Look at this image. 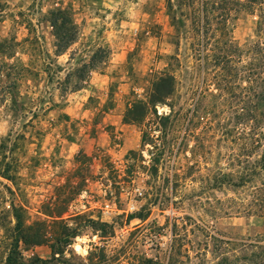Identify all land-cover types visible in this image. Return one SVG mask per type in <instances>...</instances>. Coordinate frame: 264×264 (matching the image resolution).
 I'll use <instances>...</instances> for the list:
<instances>
[{
  "label": "rangeland",
  "instance_id": "374dc122",
  "mask_svg": "<svg viewBox=\"0 0 264 264\" xmlns=\"http://www.w3.org/2000/svg\"><path fill=\"white\" fill-rule=\"evenodd\" d=\"M200 8L201 0H0V44L9 46L0 48V264L28 235L60 251L56 262L50 245L21 242L26 262L243 264L236 259L250 256L251 239L264 235L263 218L251 216L250 84L241 75L223 93L204 77L194 51ZM58 11L79 30L61 55L51 24ZM259 14L228 23L245 51L258 40ZM250 65L244 57L237 66L244 74ZM166 76L176 87L157 105L162 124L152 111L126 124ZM136 215L143 219L129 221ZM207 236L230 244L217 249Z\"/></svg>",
  "mask_w": 264,
  "mask_h": 264
},
{
  "label": "trees",
  "instance_id": "16d2710c",
  "mask_svg": "<svg viewBox=\"0 0 264 264\" xmlns=\"http://www.w3.org/2000/svg\"><path fill=\"white\" fill-rule=\"evenodd\" d=\"M257 11L259 12V21L257 24V41L251 44V48L247 51L240 48L232 38L231 31L229 30V21L239 12L242 11ZM201 18L198 25V37L200 42L195 46L194 51L198 53L199 59L202 62V72L204 77L209 76L211 82L214 83L218 92L225 93L226 91L234 90L237 88L233 83L235 79H238L243 75V79L247 80L250 84L245 88L244 97H248V100H243L245 104L251 107V188L253 193L251 194V216L259 215L264 220V152L259 158H256V152L263 148L264 145V0H201ZM2 12H0L1 17ZM52 27L54 29V37L57 41L56 48L59 55L63 54L70 46L75 44L78 40L79 30L74 23L73 17L68 11H58L52 14ZM17 46V44L15 45ZM0 48L5 49V44H0ZM244 57H251V65L241 74L238 64L241 63ZM93 69L94 65H85L83 69H79L78 81L79 83L86 82L85 71L87 69ZM25 69V68H24ZM26 70V69H25ZM204 84L206 81L204 80ZM79 84L75 85V89L78 90ZM81 85V84H80ZM175 79L171 76L161 77L154 84L153 94L149 106L140 101L133 105L125 115V123H140L144 121L148 114L152 111L155 115V120L162 124L163 118L158 115L156 110L158 104H163L169 97L175 93ZM152 108V109H151ZM260 112V113H259ZM241 120L247 121L249 118L243 114V117L239 116ZM147 135L144 134L143 142L145 143ZM137 153L130 152L127 158L136 156ZM88 163L91 162V158L82 156ZM159 158L154 162L159 163ZM4 177L10 180V176L7 171L4 172ZM84 186L87 183V178L83 177ZM83 190H81L82 192ZM72 199L64 201L65 204L71 202ZM64 212L59 210L56 217H61ZM140 218L136 216H130L129 221ZM143 219V218H140ZM18 226L21 228V217L17 216ZM56 221V220H55ZM177 223L173 225V237L174 244L178 234ZM99 225V224H98ZM103 228L108 226L101 224ZM31 231L32 228H29ZM97 231L99 229L96 228ZM112 234V233H110ZM78 234H68V245H72V239ZM105 235H108L105 233ZM207 238L214 239L219 243L218 248H224L225 245H229L227 241L223 239H217L215 236H207ZM23 243L27 247H39L43 245H50L49 240L44 236H17L15 245L13 246L5 264H51L50 260L42 259L38 256H34L29 262H26L22 252L19 250L20 243ZM64 243L63 240H58L57 245ZM250 256L236 259L237 262L247 264H264V235L257 237L255 240L251 239L250 244ZM52 249V260L59 261L56 258V245H50ZM174 250V249H173ZM62 255V254H61ZM223 261L228 262L229 259L225 258Z\"/></svg>",
  "mask_w": 264,
  "mask_h": 264
}]
</instances>
